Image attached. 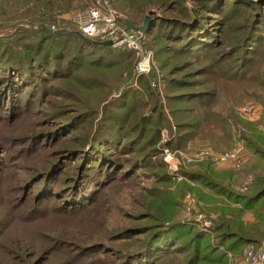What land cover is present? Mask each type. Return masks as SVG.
I'll return each instance as SVG.
<instances>
[{
    "label": "trees",
    "instance_id": "obj_1",
    "mask_svg": "<svg viewBox=\"0 0 264 264\" xmlns=\"http://www.w3.org/2000/svg\"><path fill=\"white\" fill-rule=\"evenodd\" d=\"M33 1L24 17L37 19L35 25L0 24L6 32L0 35V264H106L102 254L116 264H228L222 248L241 254L260 243V223L248 228L238 220L215 223L213 243L209 234L174 222L178 200L194 188L168 190L173 180L160 166L158 145L162 130L173 123L179 132L171 146L195 137L226 145L240 140L264 161L263 137L254 126L237 134L239 120L223 111L227 106L233 113L246 101L264 105V0H187L190 7L186 0H156L164 14L152 13L149 34L156 33L164 94L154 87L152 74L138 78L139 88L126 85L114 98L126 74L132 75L135 52L92 45L78 30L46 28L57 12L93 0ZM138 1L113 3L124 14L126 3L134 7ZM44 102L48 107L41 111ZM41 115L46 126L37 130L33 118ZM22 124H30V132L15 129ZM36 159L35 166L25 165ZM156 168V187L147 197L157 216L149 209L123 213V221L138 220L119 227L111 241L80 246L57 236L23 247L18 241L31 238V231L46 232L39 231L46 222L84 218L103 203L115 208L116 201H109L121 187L138 185L145 175L140 171ZM209 169L203 165L187 176L240 204V215L249 211L262 222L264 179L251 194L238 195L211 180Z\"/></svg>",
    "mask_w": 264,
    "mask_h": 264
},
{
    "label": "rangeland",
    "instance_id": "obj_2",
    "mask_svg": "<svg viewBox=\"0 0 264 264\" xmlns=\"http://www.w3.org/2000/svg\"><path fill=\"white\" fill-rule=\"evenodd\" d=\"M186 2L190 7L189 1L186 0ZM126 4V11L123 14L116 9L113 0H93L86 7H81L79 4L74 3L70 10L57 12L54 15V20L51 23H46V28L52 30H56L58 28H67L77 31L79 30L81 23L87 20L91 9H100V11L102 10V13L104 14L112 10L120 16L119 19L127 17L139 27L143 26L145 18L150 12L151 14L155 13L159 16H163L164 14L163 9L157 5L156 0H140L134 7L130 2ZM34 5L35 3L33 0H0V24L10 22L12 26H29L30 24L35 25L37 19L24 17V14L28 11H31ZM35 15L38 16L39 13H36ZM171 15L168 14V16ZM47 18L48 17L44 16L42 20L47 21ZM119 19L117 20V25L119 28L124 29L125 24L121 25L119 23ZM5 33L6 32H0V35H4ZM135 33L137 34L138 39L141 40V34L139 32ZM153 33V35H150L148 31L145 38L141 40L138 49H130L128 47H113L118 50L134 51L136 60L133 65L132 75L130 76L126 74L123 83L120 84V86H118V88L113 92V95L111 96L112 98L115 96L118 97L120 95V91L125 88L126 85L139 88L138 78L152 74H154L152 81L154 87L158 89L161 95L164 94L165 85L163 82V74L161 73L159 62L157 61L155 53L156 33ZM140 64H142L145 68V72L139 71ZM191 65L196 68L201 66L200 64L197 65L196 62H193ZM52 99L55 98L51 97L49 101ZM48 102H44L43 107H40L39 110L44 111V108L48 107ZM57 102L61 101L57 100ZM248 105L255 106L259 114L257 115L256 119L247 117L243 112L244 107ZM222 106H225V104L223 103ZM225 107L226 108L223 110L224 112H227L228 114H234V117L239 120L238 124L234 126V132L241 135V133L245 132L247 126L253 125L254 129H256V131L263 137L261 144L264 148V105L254 101H246L241 105L235 106L233 113L228 111L229 109L227 106ZM45 119L46 118L44 115H41L39 118L35 116L33 120L37 123V125H35L34 128L37 130L44 128L46 126L43 123ZM170 120L173 122L171 118ZM29 125L30 124H22L15 129L20 131L26 130L30 132L31 128L28 127ZM178 132L177 126H175L173 123L171 130H162L161 142L158 145V149L161 153V161L163 163V165L161 164L160 166L164 168L165 172L173 180L172 185L168 187L170 192L176 191V189L180 186L183 188L184 184L188 185L190 188H194V191L190 190L188 187V189L184 191L183 197L178 200L179 205L177 208V213L174 215L173 221L179 222L186 226H194L200 232L209 234L212 237L211 240L213 243L215 242L213 227L215 223L219 224L221 221L230 222L233 224L234 220H238L246 228H248V226H253L257 223H260V230L261 232H264V216L261 218L262 222H259L257 215L252 212L246 211L243 215H240L237 212L242 211V206L240 204L231 202L225 195L216 194L211 189L198 185L187 176V174L191 173V170L199 171L203 165H207L211 169H209L210 172H208V177L211 180L227 186L230 190L237 193L238 195L246 196L255 191L259 180L264 179V161H261L260 158L245 145V141L240 140L226 145L225 143L219 144V142L210 143L208 141L200 140V137H195L194 139L187 141V143L183 146H171L169 142L174 139L175 143L178 137ZM216 133L226 137V134L223 130H217ZM73 145L74 142L72 141L70 144H68V147ZM238 145L242 148L243 153L240 167H234L231 164L219 166L212 164L209 161L188 164L185 160V156H189L198 150L209 148L214 149L219 153H226L232 151V149ZM167 149L172 153V159H168L170 163L166 161V154L164 153V151ZM37 161V159L35 161H26L25 165L27 167L35 166ZM175 161L178 164L177 166L172 165V163H175ZM156 172H158L157 168L140 171L139 174L145 173V175H140L138 185L135 186V184H128L126 187H121L120 191L118 190L112 196V200L109 201L113 203L116 201L115 208H113L111 204L103 203L100 207L94 210V212L84 218L82 217L79 219L68 220L56 219L46 222L39 227V231L45 230L46 232L34 233V231H31L33 233L31 238L23 235L18 239V241L21 243L22 247L24 245H29L28 242H31V240H34L36 243H43L47 242L50 237L57 236L71 240L80 246H90L92 242L97 241L107 243L111 241V236L118 231L117 229L119 227L123 226L122 228H125L133 226V223L137 222L136 220L138 219H134L133 221H129L127 219L126 221H123V213L130 212L135 214L147 211L149 209L153 216H157L156 211L152 207L151 197H147V194L150 193V190L156 187L155 182L157 178L154 175ZM197 191H200L203 195L209 197L211 200H201L197 195ZM119 208H121V210H117ZM141 222L146 223L149 221L143 220ZM21 226L22 225L20 224L17 226V228H19L18 231L20 230ZM247 233H250V231L246 232V234ZM253 233H255V230L252 229L251 234ZM261 239L262 241L260 243L250 244L245 247L241 254L231 253L222 248V251L227 253L228 264H244L248 250L254 249L256 252L260 250L263 251L264 237H261ZM34 247L38 250L40 245H36ZM120 247L123 246L121 245ZM99 259L104 260L106 264H116L114 259L107 257L104 254L100 255Z\"/></svg>",
    "mask_w": 264,
    "mask_h": 264
},
{
    "label": "built area",
    "instance_id": "obj_3",
    "mask_svg": "<svg viewBox=\"0 0 264 264\" xmlns=\"http://www.w3.org/2000/svg\"><path fill=\"white\" fill-rule=\"evenodd\" d=\"M103 11L91 9L87 20L81 23L78 32L91 40L97 42H106L110 40H115L118 34L123 31V36L118 40L113 47L121 48L128 47L130 49L137 48L141 42L138 39L135 32H124L123 28H119L117 25V20L119 15L112 10L107 13H102ZM139 71L145 72V68L142 64L139 65ZM243 112L249 118L256 119L258 112L253 105H248L244 107ZM164 151V150H163ZM166 161L170 163L168 159H172V153L170 150H165ZM242 148L238 145L232 151L226 153H219L214 149H202L185 156V160L188 164L202 163L209 161L212 164L219 166H226V164H231L234 167H240L242 160ZM172 165L177 166L178 164L172 163ZM246 259L244 264H264V250L256 252L254 249L248 250L246 254Z\"/></svg>",
    "mask_w": 264,
    "mask_h": 264
},
{
    "label": "water",
    "instance_id": "obj_4",
    "mask_svg": "<svg viewBox=\"0 0 264 264\" xmlns=\"http://www.w3.org/2000/svg\"><path fill=\"white\" fill-rule=\"evenodd\" d=\"M122 20L124 21L125 28L124 32L128 31H135L139 32L141 34V40L145 38L146 34L150 30L151 24H152V14L151 12L146 16L143 26L139 27L136 26L129 18L123 17ZM123 36V31H121L115 40H110L106 42H97L95 40H91L89 38H86L82 36L85 41L92 45H99V46H105V47H112L118 40H120Z\"/></svg>",
    "mask_w": 264,
    "mask_h": 264
}]
</instances>
